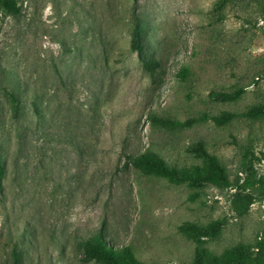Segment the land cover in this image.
<instances>
[{"label": "rangeland", "instance_id": "rangeland-1", "mask_svg": "<svg viewBox=\"0 0 264 264\" xmlns=\"http://www.w3.org/2000/svg\"><path fill=\"white\" fill-rule=\"evenodd\" d=\"M18 4L19 14L0 10V264L16 242L24 264H103L81 244L98 231L144 264H192L196 253L204 264H264V117L153 120L264 105V0ZM153 59L151 76L142 64ZM238 88L234 102L209 96ZM197 142L231 186L175 185L127 163L151 151L178 170L203 167L187 152ZM184 222L219 232L198 244L179 233Z\"/></svg>", "mask_w": 264, "mask_h": 264}, {"label": "trees", "instance_id": "trees-1", "mask_svg": "<svg viewBox=\"0 0 264 264\" xmlns=\"http://www.w3.org/2000/svg\"><path fill=\"white\" fill-rule=\"evenodd\" d=\"M0 10L7 14H19L20 6L18 0H0ZM140 29L137 27L133 31L132 49L140 51ZM143 69L151 76H154L161 68L158 60L144 61ZM182 70L180 74L185 75ZM244 93L243 88H238L233 92L211 93L209 96L214 101L234 102ZM9 97L14 107H17L18 98L14 92L9 93ZM38 114V107L34 105ZM242 117L250 120H257L264 117V105L255 106L248 110L236 114L224 111L220 115L209 116L203 114L200 117L189 119L185 122L171 121L154 117V121L163 127L180 128L187 127L195 123L212 120L217 126H224L231 123L235 118ZM187 152L194 154L204 162V166H193L191 170H178L172 167L162 157L151 151L129 155L128 164L139 168L147 175H153L166 179L169 183L175 185H187L192 188H203L207 186L229 187L231 181L229 175L216 155L210 154L203 143L197 142L187 148ZM6 167L0 160V194L4 190V179L6 177ZM178 231L188 240L195 243H202L206 239L214 238L219 232V223L213 222L207 226H200L193 222H184L178 226ZM82 247L85 253V259L88 261H97L103 264H144L136 258L130 248L119 249L108 244L104 235L100 231L96 232L90 238L82 241ZM11 264H24V249L20 242L14 243L11 249ZM192 264H204L203 257L196 253Z\"/></svg>", "mask_w": 264, "mask_h": 264}]
</instances>
